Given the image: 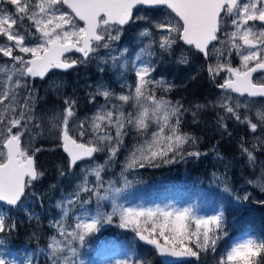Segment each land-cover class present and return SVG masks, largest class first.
<instances>
[{"label": "snow or ice", "instance_id": "snow-or-ice-1", "mask_svg": "<svg viewBox=\"0 0 264 264\" xmlns=\"http://www.w3.org/2000/svg\"><path fill=\"white\" fill-rule=\"evenodd\" d=\"M6 5L13 6L12 10L9 11ZM138 5H163L170 10L166 22L157 25L158 28L166 29V34L158 41L160 49L169 51L178 40L182 41L205 57L215 58V67H208L213 76L220 71L229 74V78L219 84L221 89L240 96L247 94L252 98H264V75L260 76L258 82L252 79L253 73L264 72V28L259 31L255 28L257 21L264 25V0H240L239 3L238 0H0V37L5 41L0 45V55L10 57L12 61L10 67L0 68V73L5 77L0 82V201L17 206L22 198L34 195L28 190L33 181L43 176L37 170L33 156L21 143V137L32 123L35 93L29 92L28 97L21 100L17 90L21 87L28 89V80L43 78L52 69L67 70L92 60H98L101 65L117 67L115 56L101 57L99 51L110 49L114 42L121 39L123 26L133 19V9ZM64 6L70 12L62 11ZM25 21H28V26H25ZM210 44L211 50L208 47ZM14 50L18 54L14 55ZM122 51L127 53L128 49ZM233 51L240 55L241 67H226ZM73 52L81 54L80 57L72 59L66 56ZM180 62L186 64L187 57H182ZM250 62H255L254 66H249ZM100 71H103L102 66ZM153 71L155 67L151 63L142 61L134 73L137 77L134 94L118 96L119 101L128 102L131 99L138 106L134 117L129 116L125 120L124 112L118 111L110 101L100 106L99 113L92 119V128L97 132L96 145H92L91 141L78 143L69 136L67 118L74 116L76 101L71 98L63 101V148L70 156V166L106 149L109 159L114 158L117 146L122 144L125 123L144 130L149 127V123L154 122L159 128L147 147L137 148L131 153L127 168L143 167L145 163L152 164L157 158L171 163L173 158L184 154L183 145L191 138L181 135L178 130L181 109L166 100H158L149 91L148 85L160 83L151 76ZM101 88L103 85L97 87L96 95L88 97L90 102L95 103L96 96L106 101L112 96L110 91ZM239 107L240 104L235 108L225 105L227 113L235 120L249 125L252 132L259 127L264 133V109L255 111L252 118L246 116L241 120L236 112ZM173 118L175 123L172 122ZM111 127L116 129V146H113V137L106 131ZM165 128L170 134L161 140ZM80 134H84L83 128ZM242 151L247 153L249 161L255 160V148L253 151L242 148ZM169 153H173V157L164 159ZM187 154L199 155L194 152ZM103 167L98 165L92 170L97 181L101 179ZM83 191H95L99 200L107 199L100 195L98 189L84 188ZM116 215L119 216L121 227L132 226L140 240L155 246L161 254L176 257H198V250L209 248L215 251L219 237L209 225H214L215 230H223V210L204 219L194 215L193 209L189 207L137 209L116 204L111 214H99L91 222H77L71 232L61 228L59 234L66 238L68 252L75 255L73 241L83 244L87 234L98 231V225L102 222L111 223ZM15 227L10 220L6 224L5 218L0 216V233L14 230ZM210 232H213L212 236ZM4 241L0 238V243ZM59 244L60 241L54 239L48 246L52 249L51 264H58V252L62 251ZM190 244H194L197 250H193ZM261 256H264V239L257 241L250 238L233 245L218 264H264ZM0 264H8V261L0 258ZM65 264H69L66 254ZM121 264H127V260L121 261Z\"/></svg>", "mask_w": 264, "mask_h": 264}, {"label": "rangeland", "instance_id": "rangeland-1", "mask_svg": "<svg viewBox=\"0 0 264 264\" xmlns=\"http://www.w3.org/2000/svg\"><path fill=\"white\" fill-rule=\"evenodd\" d=\"M6 7L11 11L13 6L6 5ZM62 11L70 12L66 6L62 8ZM169 11L166 8L147 9L143 7L135 10L130 24L123 27L124 31L121 33V39L114 42L110 49H101L99 51V56L101 57L115 56L117 67H112L110 64L101 65L98 60H92L87 64H77L76 68L66 72L55 71L45 80H41L39 77L28 80L27 83L30 85L28 89L21 87L17 90L21 100L28 97L29 92L35 93L32 123L29 124V130L21 137V142L23 147L35 159L41 153H49L47 152L48 149L53 151L60 147L62 150V121L65 118L63 115L65 111L63 101L71 98L76 101V106L74 108V116L67 118L69 136L76 139L78 143H89L91 141L92 145L98 144L96 139L97 132L92 128V119L95 114L99 113L101 105L110 101L112 105L116 106L118 111L124 112L125 120L129 116L134 117L136 115L138 106L131 99L128 102H121L118 100V96L134 94V85L137 83V77L134 73L137 70V66L143 61L151 63L155 67V71L151 73V76L154 77L155 81H160L159 84L154 82L152 85H148L149 91L158 100H166L174 106H179L175 101L169 99L170 90L175 84L174 78H177L180 83H186L194 78H207L209 83L214 82L217 85L215 88L218 95L215 97L213 95L208 103L195 106L192 111H183L179 106L181 112L178 130L181 135L191 138L188 143L183 145L184 154L173 158L171 163H165L160 158H157L152 164L145 163L143 167L127 168L131 153L135 152L137 148L147 147L154 134L159 132L157 125L151 122L149 127L144 130L133 128L125 123L122 144L117 146V154L112 159H109V151L106 149L103 152H97L92 159L79 162L75 167H71L70 160L63 150L64 156L60 158L53 154L43 155V169L38 170L43 173V176L36 182L41 183L47 178L55 176L58 188L48 198V210L44 208L45 205L43 203L40 204L41 210L45 209L44 213H33L27 208V203H35L31 195H27L23 199L20 209L23 208L22 210L28 214L27 218L32 223H38V230H41L39 223V221L42 222L41 218L43 216L47 217V225L52 227L49 233L53 234L51 236L46 235L45 240L39 242L34 239L33 233H29L30 236L27 243L31 244V246L19 253L20 256L17 255L18 253H10V251L2 247L3 243H0V258H4L8 261V264H14V262L15 264H51L52 249L48 246L53 243L54 239L60 241L59 249L62 250L58 252V264H65V254L69 264H72L73 261L74 264H121V261L128 260L129 254L137 256L136 249L140 243L137 234L133 231L132 226L128 228L121 227L118 215L113 217L111 223L102 222L99 224V230L87 234L83 244H80L79 241H73L72 247L76 248L75 255L68 252L66 238L59 234L60 229L64 228L71 232L77 222H91L99 214L107 216L112 213V209L116 204L137 209L166 208L169 206L177 209L185 208L186 206L175 199H156L155 195H158L156 190L152 189L147 182L137 178L139 172L148 170L151 167L166 169L178 163L186 165L191 161L197 162L208 156L213 159V164L216 165L215 167L213 166L214 169L211 173L213 181L220 179L222 174L229 173L232 162L225 158L221 149L217 147L218 145H213L214 132L209 134V138L201 136L199 138L190 132L194 120L198 119V113L205 111L204 123H210V127L214 129L216 128L223 133L230 129L229 125H233V128L239 129L241 127L245 129V137L239 140L241 156L237 161L240 164H236L241 168L240 171L246 183L245 188L241 190L243 193L241 196L236 194L238 191H234L232 188L225 186V184L217 189L216 196L207 197L205 195L202 196L201 193L195 194L193 199H189L193 205L194 215L208 219L224 210L226 204L245 201V197L247 199L250 198V201L254 203L264 202V133L260 131L259 127L255 132H252L249 125L235 120L231 114L227 113L225 108V105L235 108L237 104H240V107L236 108V112L243 120L246 116L252 118L255 111L264 109V102L240 97L221 88L218 89L219 84L229 78V74L226 71H220L216 76L211 73L210 76L209 74L208 76L204 75L205 70L208 72L209 66L215 67L216 61L214 57L209 56L208 60L197 57L195 55L197 51L185 46L179 40L169 51L160 49L158 41L166 34V29L158 28L157 25L166 22ZM249 23L251 24L252 22ZM80 24L82 26L81 22ZM25 26H28V21H25ZM255 28L259 31L264 28V25L257 21L255 22ZM141 33L148 34L142 35ZM3 43L5 41L3 37H0V45ZM217 46L219 47V45ZM124 48L128 49L127 53L122 51ZM211 48L212 46L209 50ZM173 51H175V55L172 53ZM13 54L16 55L18 53L14 50ZM68 57L78 59L80 55L72 54L68 55ZM137 57L140 59H137ZM182 57H187L188 62L186 64L180 62ZM11 63L10 57L0 55V68H8ZM254 63L250 62L249 66H253ZM101 66L103 71H100ZM228 66L241 67L240 55L237 52L233 51L228 58L226 67ZM4 79L3 73H0V82H3ZM21 84H24L23 80ZM99 85H103L100 90L107 89L112 93V96L108 98V101L101 96H96L95 103H92L88 97L96 95ZM172 122L175 123V118H173ZM82 128L83 135L80 134ZM106 131L113 137L112 144L116 146L115 127L107 128ZM169 134L167 128H165L160 139L163 140V137ZM193 140L195 141L194 143ZM162 146L163 144H161ZM242 148H248L249 151H253V148H255V151H253L255 160L249 161L247 153L243 152ZM188 152L199 153V155H188ZM172 157L173 153H169V156L164 159ZM49 158H51L50 162L48 161ZM53 162H55L54 165H52ZM98 165L104 166L102 173H107L108 178L102 195L99 188L101 181L94 180V183H96L95 187H93L94 185L90 179L94 176L92 170ZM55 170H57L56 175ZM62 172L65 175L61 176ZM65 182L70 184L69 190H66L63 185ZM32 187L33 184L31 185ZM84 188L98 189L100 195L106 196L107 199L99 200L95 191H88L90 194L86 197L88 192L83 191ZM116 189L120 191L116 192ZM148 192L154 195L147 196ZM34 194H38V191L34 192ZM69 198H71V203H69ZM98 204L99 206H97ZM65 212L67 215H64ZM15 214V212H3L0 210V216H3L5 220L7 218L15 220L17 216ZM224 226L225 222L222 216V228ZM109 227H111L109 230H115L116 228L119 230H130L133 235L121 237V240L112 239V237L110 239L97 237ZM192 227H195L194 222ZM209 227L214 228V225H209ZM219 231L215 230L214 232L220 239ZM209 235L212 236V232ZM250 238L256 239L250 234L245 235V237L238 236V238L232 239L227 251L236 243ZM192 245L194 244L189 246L192 247ZM225 255L226 253L220 260Z\"/></svg>", "mask_w": 264, "mask_h": 264}, {"label": "trees", "instance_id": "trees-1", "mask_svg": "<svg viewBox=\"0 0 264 264\" xmlns=\"http://www.w3.org/2000/svg\"><path fill=\"white\" fill-rule=\"evenodd\" d=\"M174 55L175 51L172 52ZM197 57L204 59L203 55L196 52ZM206 60V59H205ZM210 76L209 71H204L205 76ZM175 84L171 88L169 93V99L175 101L183 111H192L195 109V106L208 103L211 96H217L218 92L216 90V84L214 82L209 83L206 79L194 78L186 83H180L177 78H174ZM210 93V94H208ZM212 93V94H211ZM206 111L198 113V119L194 120L190 132L199 138L207 137L209 134L214 132L213 145H218L217 147L221 149L222 154L228 161L232 162L231 171L226 174H222L221 178L213 181L211 173L213 171V159L210 157H204L197 162L191 161L188 164L184 165L178 163L172 166H169L166 169H156L150 168L148 170H143L139 172L138 179L147 182L150 187L156 190V199H175L177 202H181L182 205L193 208L192 202L189 199H193L195 194H202L207 197L216 196L218 188H221L223 184L225 186L232 188L234 191H238L236 194L238 196L243 195L241 190L245 188V178L243 177L241 168L238 167L240 164L237 159L241 156V151L239 149L240 138L245 137V129L239 127L233 128V125H229L230 129L223 133L218 129L210 127V123L206 124L205 121ZM201 136V137H200ZM49 153H41L37 157L36 166L38 170L43 169V155L53 154L58 158L64 156V153L59 148L51 151L48 149ZM66 159V157H65ZM51 161V158L48 159ZM238 163V164H236ZM55 162L52 163L54 165ZM241 166V165H240ZM57 170H55V175ZM102 173V172H101ZM91 183L95 187L94 180L96 181L95 176H92ZM68 181V180H67ZM101 184L103 187L100 188L101 195L104 191V187L108 181L107 173H102L101 175ZM57 181L55 176L53 178H47L41 183L33 181V187L29 189L30 193L38 191V194L31 195L33 202L27 203L28 207L33 213L42 212L44 213L47 207L48 198L54 193L58 186L56 185ZM66 190H69L70 184L65 182L63 184ZM240 188V189H239ZM90 193L86 195V197ZM154 195L148 192L147 196ZM166 196V197H165ZM176 197V198H174ZM251 199H245V201H239L234 204H226L223 210V220L225 226L222 231H219L218 234L220 239L215 246V251L211 248L208 250H198L199 256L193 257L189 261L172 263V264H216L220 258L228 250L229 244L232 239L240 237H245V235L250 234L256 238L257 241L264 239V202H251ZM23 202V201H22ZM43 203L44 210H41L40 204ZM22 204V203H21ZM20 204V205H21ZM20 205L16 207H8L2 202H0V210L3 212H15L17 215L15 220L7 218V222L10 220L11 223L15 224L16 227L14 230L6 231L5 233H0V238H3L5 241L2 244V247L5 248L10 253H14L20 256L19 253L25 251V248L31 246L27 243L29 233L34 234V239L36 241L42 242L45 240L46 235L51 236L53 233H49L51 226L47 225V217L41 218L42 222L39 221L41 225V230H38V223H32L29 218H27V213L20 209ZM111 227L103 231L97 237L100 239H122L121 237L133 235L130 230H109ZM215 231V228H213ZM120 231V232H118ZM40 235V236H39ZM213 235V232H212ZM38 236V237H37ZM37 237V238H36ZM33 246V245H32ZM193 250H197L195 245H192ZM137 256L129 254L127 264H165L157 256L156 251L151 247H146L138 244L137 247ZM264 261V256L260 258ZM140 260V262H138Z\"/></svg>", "mask_w": 264, "mask_h": 264}, {"label": "water", "instance_id": "water-1", "mask_svg": "<svg viewBox=\"0 0 264 264\" xmlns=\"http://www.w3.org/2000/svg\"><path fill=\"white\" fill-rule=\"evenodd\" d=\"M141 7H144V8H147V9L166 8V7L163 6V5H160V6L138 5L136 8L133 9V16H134V12H135V10L138 9V8H141ZM131 21H132V20H130L129 23H128L127 25L123 26V27L128 26V25L130 24ZM81 23H82V22H81ZM181 43L183 44L182 41H181ZM213 43H215V42H213ZM184 45H185V44H184ZM185 46H187V45H185ZM210 46H211V44H210L208 47H210ZM187 47H190V46H187ZM194 50H195V49H194ZM195 51L199 52L198 50H195ZM72 54L81 55V54H79V53H75V52H73V53H68V54H66V56H68V55H72ZM200 54H201V53H200ZM203 56H204V55H203ZM204 58L207 59L208 57H205V56H204ZM76 66H77V65H76ZM76 66H74L73 68H76ZM71 69H72V68H71ZM52 70H53V69H52ZM52 70H50V71L45 75V77L40 78V79H41V80H45V79L47 78V76L49 75V73H50ZM58 70L63 71V72H66V71H68V70H70V69H67V70H64V69H58ZM259 73H262V72L258 71V72H256V73H253V77H252V79L254 78V76H255L256 74H259ZM253 81H254V79H253ZM233 94H235V95H237V96H240L239 94H236V93H233ZM240 97H248V96H247V94H245L244 96H240ZM249 98H252V97H249ZM259 98H260V97H256V98H252V99H259ZM62 150H63V152L66 154V156L68 157V159L70 160V156H69V154L64 150L63 147H62ZM95 155H96V153H94L93 156H92L91 158H85V159H83V160H81V161H77V163H76L75 165H71V167H75L79 162L90 160V159H92ZM34 160H35V159H34ZM22 200H23V198H22ZM0 202H2V201H0ZM2 203H4L5 205H7L8 207H15V206H10V205H8L6 202H2ZM20 203H21V202H20ZM20 203H19V204H20ZM19 204H18V205H19ZM137 238H138V240L140 241V243H141L143 246H147V247H151V248H153V249L156 251L158 258H159L163 263L171 264V263L184 262V261H188V260H190V259L192 258V257H190V256H188V257H176V256H172V255H170V254H161V253L158 251V249L155 248V246L150 245V244H148L147 242L140 240V238H139L138 235H137Z\"/></svg>", "mask_w": 264, "mask_h": 264}, {"label": "flooded vegetation", "instance_id": "flooded-vegetation-1", "mask_svg": "<svg viewBox=\"0 0 264 264\" xmlns=\"http://www.w3.org/2000/svg\"><path fill=\"white\" fill-rule=\"evenodd\" d=\"M254 66V65H253ZM55 71H57V70H53V71H51L50 72V74L51 73H53V72H55ZM50 74L48 75V77L50 76ZM262 75H264V72H262V73H259V74H256L255 76H254V82H258L259 80H256V79H259L260 78V76H262ZM47 77V78H48ZM217 87V86H216ZM218 89H220V87L218 86ZM208 94H210V93H208ZM212 94V93H211ZM245 98H249V97H245ZM211 99H212V96H211V98L208 100V101H211ZM250 99H252V98H250ZM252 100H256V101H260V102H264V98H259V99H252ZM22 143V142H21ZM23 146V145H22Z\"/></svg>", "mask_w": 264, "mask_h": 264}]
</instances>
